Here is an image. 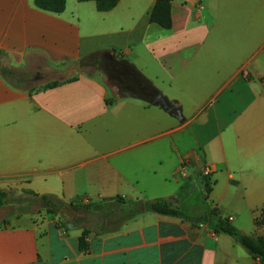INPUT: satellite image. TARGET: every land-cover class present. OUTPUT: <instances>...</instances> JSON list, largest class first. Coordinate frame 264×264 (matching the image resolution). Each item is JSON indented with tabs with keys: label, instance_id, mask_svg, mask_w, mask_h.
I'll list each match as a JSON object with an SVG mask.
<instances>
[{
	"label": "crops",
	"instance_id": "obj_1",
	"mask_svg": "<svg viewBox=\"0 0 264 264\" xmlns=\"http://www.w3.org/2000/svg\"><path fill=\"white\" fill-rule=\"evenodd\" d=\"M156 1L55 13L0 0V69L20 75L0 71V190L92 204L0 216V264H264L213 219L118 209L117 197L172 198L264 237V0H174L169 29L150 20ZM33 76L42 84L26 86ZM158 93L181 113L151 103Z\"/></svg>",
	"mask_w": 264,
	"mask_h": 264
},
{
	"label": "trees",
	"instance_id": "obj_2",
	"mask_svg": "<svg viewBox=\"0 0 264 264\" xmlns=\"http://www.w3.org/2000/svg\"><path fill=\"white\" fill-rule=\"evenodd\" d=\"M90 1V0H80ZM97 4V8L100 11H108L114 8L119 0H92ZM174 0H157L154 9L151 12L150 20L163 28L169 29L172 26L171 8ZM38 7L60 13L65 10L67 0H35ZM87 61V60H86ZM90 61V59H89ZM84 65V64H83ZM1 73L4 76L15 75L20 76L14 70L9 68H1ZM59 82L53 81L47 84V86H56ZM204 185L206 190V199L211 191V181L208 175L204 176ZM31 195L33 202H38L42 207L49 212L61 211L62 209H68L71 207L90 208L92 204H82L81 200L83 196L77 197L70 202H65L63 199L53 194H37L33 191H28ZM8 193L4 190H0V206L5 205ZM118 205V209L122 212L124 219L134 217L144 212H157L165 215L176 216L189 220L195 223H205L209 219L212 220V226L218 233H226L235 238V240L241 244L253 257L260 259L264 263V237L257 235H250L241 232L233 223L229 217H222L216 210H212L210 215L203 217H194L189 215L182 208L177 206L172 198H159L156 200H138L134 202H127L122 197L115 199ZM122 221V219H121ZM8 223L7 219H0V227ZM87 230H84L82 236L79 238V244L82 249H87L86 235Z\"/></svg>",
	"mask_w": 264,
	"mask_h": 264
},
{
	"label": "rangeland",
	"instance_id": "obj_3",
	"mask_svg": "<svg viewBox=\"0 0 264 264\" xmlns=\"http://www.w3.org/2000/svg\"><path fill=\"white\" fill-rule=\"evenodd\" d=\"M85 70L91 71L95 76L100 77L106 82H114L115 78L113 76V73L111 72V68L109 65H100L98 69H94L90 67L89 64H86ZM73 69L66 71L64 75H73L72 72ZM42 84L40 80L36 81L35 77H32V80H29V82L26 84V86L29 87H36L35 85H40ZM8 193L7 200L5 203V206L0 208V216H13V215H18L20 213H31V214H39L43 210H45L44 207H42L38 202H33L32 197L30 195H26L25 193L19 192L18 190L15 189H10L6 191ZM59 212L65 216H72V212L69 209H62L61 211H56ZM80 215H78L81 218H85V214L81 212L80 210Z\"/></svg>",
	"mask_w": 264,
	"mask_h": 264
},
{
	"label": "water",
	"instance_id": "obj_4",
	"mask_svg": "<svg viewBox=\"0 0 264 264\" xmlns=\"http://www.w3.org/2000/svg\"><path fill=\"white\" fill-rule=\"evenodd\" d=\"M151 103L160 104L166 110L171 111V112L175 113L176 115H179L181 113L180 108H175L173 106L175 104V102H169L168 99H166L161 93H158L157 96L153 100H151Z\"/></svg>",
	"mask_w": 264,
	"mask_h": 264
},
{
	"label": "built area",
	"instance_id": "obj_5",
	"mask_svg": "<svg viewBox=\"0 0 264 264\" xmlns=\"http://www.w3.org/2000/svg\"><path fill=\"white\" fill-rule=\"evenodd\" d=\"M189 166H190V160L189 159L183 160L182 166H181V172L186 173L188 171ZM213 171H214L213 166L211 164H208V165L204 166L203 175L204 176L210 175L213 173ZM83 203L84 204H90L91 201L88 197H83ZM229 218L232 220V217H229Z\"/></svg>",
	"mask_w": 264,
	"mask_h": 264
}]
</instances>
